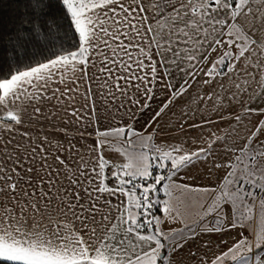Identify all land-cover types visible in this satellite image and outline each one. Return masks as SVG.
Wrapping results in <instances>:
<instances>
[{
	"label": "snow or ice",
	"instance_id": "snow-or-ice-1",
	"mask_svg": "<svg viewBox=\"0 0 264 264\" xmlns=\"http://www.w3.org/2000/svg\"><path fill=\"white\" fill-rule=\"evenodd\" d=\"M13 4L0 264H264V0Z\"/></svg>",
	"mask_w": 264,
	"mask_h": 264
},
{
	"label": "trees",
	"instance_id": "trees-1",
	"mask_svg": "<svg viewBox=\"0 0 264 264\" xmlns=\"http://www.w3.org/2000/svg\"><path fill=\"white\" fill-rule=\"evenodd\" d=\"M12 7H14L13 0H0V19L5 24H8V18L12 15Z\"/></svg>",
	"mask_w": 264,
	"mask_h": 264
},
{
	"label": "crops",
	"instance_id": "crops-1",
	"mask_svg": "<svg viewBox=\"0 0 264 264\" xmlns=\"http://www.w3.org/2000/svg\"><path fill=\"white\" fill-rule=\"evenodd\" d=\"M159 103V101L155 102L153 104V108H156L157 107V104ZM176 113H179V105H177L174 109H173ZM149 115H151V112L149 113ZM172 121L173 123L175 122V118L173 117L172 113L171 112H167L166 115H164L161 120H160V126L163 128L165 126L168 125V122L169 121Z\"/></svg>",
	"mask_w": 264,
	"mask_h": 264
}]
</instances>
